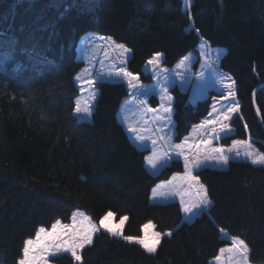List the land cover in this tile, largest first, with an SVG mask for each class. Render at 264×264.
Segmentation results:
<instances>
[{
	"label": "trees",
	"instance_id": "obj_1",
	"mask_svg": "<svg viewBox=\"0 0 264 264\" xmlns=\"http://www.w3.org/2000/svg\"><path fill=\"white\" fill-rule=\"evenodd\" d=\"M185 6L186 0H0V264H19L27 240L57 221L69 224L78 210L98 224L108 213L128 220L120 237L98 233L79 263L62 255L55 264H211L229 245L223 232L245 242L251 264H264V167L231 160L226 169L196 171L212 204L189 223L180 203L151 202L154 187L184 173L185 162L149 172V151L133 144L118 119L131 95L126 84H100L92 120L75 115L76 77L85 67L78 46L86 33L126 44L127 69L145 82L151 75L144 67L157 53L172 69L204 42L226 50L219 66L236 83L240 102L223 145L251 136L264 154V0ZM171 91L177 143L213 104L227 102L213 89L196 104L189 92ZM149 102L159 104L154 96ZM149 223L163 235L153 254L124 238H142Z\"/></svg>",
	"mask_w": 264,
	"mask_h": 264
},
{
	"label": "rangeland",
	"instance_id": "obj_2",
	"mask_svg": "<svg viewBox=\"0 0 264 264\" xmlns=\"http://www.w3.org/2000/svg\"><path fill=\"white\" fill-rule=\"evenodd\" d=\"M187 6L188 8L190 7V0H186L185 7L187 8ZM225 53V49L214 50L210 45L201 42L198 51L187 54L172 69L166 68L163 65L164 54L157 53L144 67L145 75H151L150 81L145 82L138 74L131 73V77L123 74L129 73L127 65L132 55L130 48L126 44L115 41L111 37L102 36L95 32H88L83 35L78 46V59L86 63L85 67L76 77L80 95L76 100L75 115L80 121L92 120V113L98 102L100 84L102 83H124L131 89L132 96H145L148 97V101L153 96L158 99L159 104L154 107L156 110V130L145 121L147 117L144 118L142 115L143 108L140 109L138 103L134 104L133 100L135 98L130 99L124 104L119 118L121 123L129 129L130 135L133 134L134 139L137 140V145L142 148L141 150L149 151L146 158V166L149 172L155 176L160 174L165 167L172 164L174 159L171 158V155H178L179 153L175 152L176 149L172 147V144H176V131L173 127L175 96L171 89L178 87L185 93L189 92L190 101L193 104L206 99L212 89L220 94L221 98L225 99L226 97L227 102L223 101V103L216 106L213 104L210 114L201 124L195 126L180 144L179 147L183 151L189 152H183L186 156L185 158L188 159H182L188 171L176 173L170 179L159 182L152 191L151 202L154 204L178 202L183 209L186 206L196 205L192 207L190 212L184 210L185 219L189 223L201 216L204 205L206 206L203 209H208V205L212 204L204 183L198 179H193V187L190 186L189 178L192 170L195 174L196 171L204 168L223 169L228 165L231 155L223 149L222 140L228 134H233L231 122L234 117L241 115L239 107V111L231 113V119H224L227 110L233 104H236L234 100V87L236 83L219 66V58ZM129 80H131V84ZM229 92L232 94L229 95ZM77 105L81 109L79 112L77 111ZM165 108H169L170 111H164ZM137 127H140L142 130L138 136L134 134L133 130V128ZM252 140V137L249 136L245 140L246 143H235L242 140L233 141L231 144L234 149L233 152L238 156L234 158L245 161L248 159L252 162L255 155L263 154L252 143ZM189 148H192L193 151L190 152L189 150L192 149ZM217 149H222L223 151H217ZM247 152H252L254 156L250 157L246 155ZM222 157H227V161L225 162ZM255 165L264 167V164ZM201 198L205 199V203H200ZM102 221L103 224L95 223L84 211L78 210L74 213L72 221L69 224L59 221L56 233L59 239L41 234L40 243L51 242L54 239H56L57 244L62 241L67 242L73 236H77L84 231H91L92 229H96L95 231H91L92 242L94 237L102 231L109 232L114 237H120L127 219L117 221L115 215L112 213L111 216L107 215V219H103ZM44 229L46 232L52 231V228ZM108 229H112L113 231H109ZM114 232L119 234H114ZM143 232V237L140 239H144L150 246H155L157 250L163 235H160L159 239H157L155 234L158 232L153 223L147 224ZM222 238L228 240L229 245L221 249L220 254L211 261V264H251L248 247L245 260L241 252L234 245L235 238L230 237L225 232H223ZM136 240L138 239L132 241L136 242ZM92 242L85 244L83 248L77 250V255L80 258L82 251L91 245ZM53 252H55V255L52 254ZM155 252L148 253L153 254ZM62 255L72 256L70 252L58 251L54 248L50 249L49 252L45 253L47 264H55L52 262V259ZM75 261L79 263L81 259L79 261L75 259Z\"/></svg>",
	"mask_w": 264,
	"mask_h": 264
},
{
	"label": "snow or ice",
	"instance_id": "obj_3",
	"mask_svg": "<svg viewBox=\"0 0 264 264\" xmlns=\"http://www.w3.org/2000/svg\"><path fill=\"white\" fill-rule=\"evenodd\" d=\"M125 76H129L131 77V73H123ZM129 83L131 84V80H129ZM232 93L229 92V95H231ZM81 109L79 107V105H77V111L79 112ZM164 111H170L169 108H165ZM239 111V107L236 104H233L232 107H230L227 110V113L224 116V119H231V113L232 112H236ZM206 123H208L206 121ZM217 151H223L222 149H217ZM246 155L253 157L254 154L252 152H247ZM222 159H224V161H227V157H222ZM252 162L254 164H264V154H257L254 156ZM196 179V178H193ZM200 203H205V199L201 198L200 199ZM196 205H191V206H186L185 207V211L186 212H190L192 210V207H195ZM112 213H108V216H111ZM107 219V216L104 218ZM124 219H127V217H125ZM101 223L103 224V221H101ZM59 224V221H57V224H53L52 225V231L51 232H46V230L44 228H41L39 230V232L36 234V239L32 240L29 239L25 242V245L23 247V257L19 260V264H47V259L45 256V253L49 252L50 249H56L58 251H63V252H70L71 255L77 260L79 261L81 258L79 255H77V250L80 248H83L85 244H90L91 241V231H95L96 229H92L91 231H84L79 233L77 236H73L72 238H70L69 241L67 242H61L59 244L56 243V239H59V237L56 236L57 233V225ZM105 227H107L105 225ZM147 227V225L145 226ZM109 231H113L112 229H108ZM41 234H45L47 236L50 237H55L56 239L52 240L51 242H46L41 244ZM114 234H119V233H115ZM157 239H159L160 237V233H156L155 234ZM167 235H171V233H168ZM126 240L132 241L135 238L131 237V236H126L124 237ZM137 243L141 244L144 246V248L148 251V252H155L156 248L155 246H150L149 244H147L145 242L144 239H138L136 240ZM234 245L236 247L237 250H239L241 252L242 257L245 258L247 257V252H248V248L247 245L245 244V242L243 240H239L236 239L234 242ZM37 249H39V251H37ZM223 251V250H222ZM53 255H55V252L52 253Z\"/></svg>",
	"mask_w": 264,
	"mask_h": 264
},
{
	"label": "crops",
	"instance_id": "obj_4",
	"mask_svg": "<svg viewBox=\"0 0 264 264\" xmlns=\"http://www.w3.org/2000/svg\"><path fill=\"white\" fill-rule=\"evenodd\" d=\"M234 81V80H233ZM235 88V92H236V86L234 87ZM132 98H135V100H133L134 101V104H137L138 103V106H139V108L141 109V108H143V116H144V118L145 117H147L146 118V120L145 121H147L148 123L147 124H151L152 126H153V128L156 130V121H155V109L154 108H152L151 107V105L149 104V101H148V97H145V96H140V95H137V96H130L123 104H122V106H121V108H120V110H119V113H118V117L120 118V114H121V111H122V108H123V106H124V104H126L127 103V101H129L130 99H132ZM235 103L238 105V107H240V103H239V100L237 99V97H236V93H235ZM124 125V124H123ZM125 126V125H124ZM133 127H134V125H133ZM173 127L175 128V122H174V120H173ZM125 128H126V130H127V132H128V134H129V137H130V139H131V141L133 142V144L134 145H136L139 149H142V148H140L138 145H137V140H135L134 139V137H133V134L132 135H130V133H129V129L125 126ZM133 130H134V134L136 135V136H138L139 135V133L142 131L141 129H140V127H137V128H133ZM246 143L245 141H236L235 143ZM176 144H172V147H174L176 150H175V152H179L178 153V155L177 154H174V155H171V158L172 159H185V155L183 154V152H186V153H189L188 151H183L182 149H181V147H179L180 146V144L181 143H177V142H175ZM222 147H223V149H225L228 153H230V155H231V159L230 160H232V159H237V158H234V157H238V156H236V153H234L233 152V147H232V145L231 146H223L222 145ZM189 149H192V148H189ZM190 152L191 151H193V149L192 150H189ZM197 152V151H196ZM196 154V153H195ZM194 154V155H195ZM194 155H192V156H194ZM192 158V157H191ZM188 170H186L185 172H187ZM194 171L192 170V174H191V176H190V178H189V181H190V186H192V184H193V173ZM204 206H206V205H204ZM203 206V207H204ZM203 207H202V210H204L203 209ZM208 207H209V205H208ZM205 208V207H204ZM184 210H185V208H184Z\"/></svg>",
	"mask_w": 264,
	"mask_h": 264
},
{
	"label": "water",
	"instance_id": "obj_5",
	"mask_svg": "<svg viewBox=\"0 0 264 264\" xmlns=\"http://www.w3.org/2000/svg\"><path fill=\"white\" fill-rule=\"evenodd\" d=\"M172 234V233H171Z\"/></svg>",
	"mask_w": 264,
	"mask_h": 264
}]
</instances>
